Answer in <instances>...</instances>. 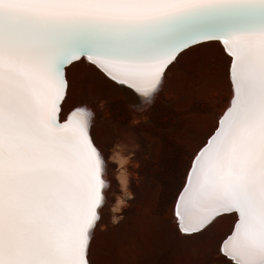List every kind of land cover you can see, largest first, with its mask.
<instances>
[{
  "label": "snow or ice",
  "instance_id": "snow-or-ice-1",
  "mask_svg": "<svg viewBox=\"0 0 264 264\" xmlns=\"http://www.w3.org/2000/svg\"><path fill=\"white\" fill-rule=\"evenodd\" d=\"M216 43L232 99L193 159L176 225L193 238L234 214L220 255L264 264V0H0V264H91L105 160L89 109L61 123L68 67L151 102L185 55Z\"/></svg>",
  "mask_w": 264,
  "mask_h": 264
},
{
  "label": "rangeland",
  "instance_id": "rangeland-1",
  "mask_svg": "<svg viewBox=\"0 0 264 264\" xmlns=\"http://www.w3.org/2000/svg\"><path fill=\"white\" fill-rule=\"evenodd\" d=\"M229 62L220 43L189 52L151 102L96 67H68L61 117L89 109V131L108 161L107 202L91 241V264H229L219 248L236 215L218 217L193 238L179 232L175 217L193 159L230 106ZM117 151L128 157L130 194L118 180Z\"/></svg>",
  "mask_w": 264,
  "mask_h": 264
},
{
  "label": "bare ground",
  "instance_id": "bare-ground-1",
  "mask_svg": "<svg viewBox=\"0 0 264 264\" xmlns=\"http://www.w3.org/2000/svg\"><path fill=\"white\" fill-rule=\"evenodd\" d=\"M68 93V92H67ZM66 97H67V94H66ZM141 98V97H140ZM155 98V97H154ZM66 100V99H65ZM142 100V99H141ZM144 102V100H142ZM65 102V101H64ZM63 102V104H64ZM147 102V101H146ZM231 103V102H230ZM63 104H62V108H63ZM62 108H61V113H62ZM61 113H60V120L63 121L65 119H67L68 117H66L65 119L63 117H61ZM89 135H90V138L93 139V143L95 144L96 141L95 139L93 138L92 134L90 133L89 131ZM97 145V144H95ZM102 150V149H101ZM102 154H103V157H104V160H105V167H104V176L103 178L106 180V185L107 183H109V179H108V176H107V164H108V161L106 159V154H105V151L102 150ZM113 158L116 160L117 162V165L119 167V172H118V180L120 182V186L122 188V190L124 191V193H129L130 194V191H129V174H128V171L126 170V163L128 161V157L125 156L124 154H122L121 152L117 151L114 155H113ZM122 201H124L123 197H119L118 200H117V207L120 208L121 206V203ZM124 263V261H123ZM143 263V262H142Z\"/></svg>",
  "mask_w": 264,
  "mask_h": 264
},
{
  "label": "water",
  "instance_id": "water-1",
  "mask_svg": "<svg viewBox=\"0 0 264 264\" xmlns=\"http://www.w3.org/2000/svg\"><path fill=\"white\" fill-rule=\"evenodd\" d=\"M77 108H78V107H77ZM74 109H76V108H74ZM74 109H72V110L68 113V117H69L70 113H71ZM67 119H68V118H67ZM65 120H66V119H65ZM65 120L61 121V123H63Z\"/></svg>",
  "mask_w": 264,
  "mask_h": 264
}]
</instances>
